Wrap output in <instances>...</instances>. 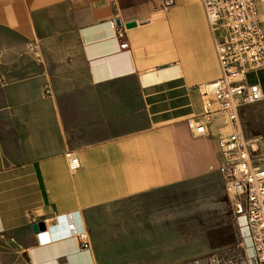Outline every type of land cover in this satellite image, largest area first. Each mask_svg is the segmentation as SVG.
Segmentation results:
<instances>
[{
  "label": "crops",
  "instance_id": "1",
  "mask_svg": "<svg viewBox=\"0 0 264 264\" xmlns=\"http://www.w3.org/2000/svg\"><path fill=\"white\" fill-rule=\"evenodd\" d=\"M258 10L264 27V0ZM220 75L201 0L162 14L150 0H0V264H107L94 209L217 166L230 126L212 115L197 135L190 123L205 111L200 87ZM248 81L264 93V68ZM145 229L139 250L155 251Z\"/></svg>",
  "mask_w": 264,
  "mask_h": 264
},
{
  "label": "rangeland",
  "instance_id": "2",
  "mask_svg": "<svg viewBox=\"0 0 264 264\" xmlns=\"http://www.w3.org/2000/svg\"><path fill=\"white\" fill-rule=\"evenodd\" d=\"M240 119L248 136L262 140L264 151V98L245 106ZM91 215V236L107 264H212V256L220 264H254L250 240L214 169L201 177L98 207ZM145 228L156 233L155 239L151 236L155 251L139 250L137 243Z\"/></svg>",
  "mask_w": 264,
  "mask_h": 264
},
{
  "label": "built area",
  "instance_id": "3",
  "mask_svg": "<svg viewBox=\"0 0 264 264\" xmlns=\"http://www.w3.org/2000/svg\"><path fill=\"white\" fill-rule=\"evenodd\" d=\"M157 13H164L175 0H150ZM210 27L221 75L200 87L206 106L202 117L190 123L195 134L209 133L212 115H219L230 132L218 138L220 152L216 167L240 227L247 234L254 264H264V151L259 137L248 136L240 114L248 105L264 98L258 83H249L248 75L264 68V27L259 19L258 0H201ZM121 48L127 49L125 28L117 25ZM70 167H79L72 155ZM37 233L39 243L48 242ZM78 237L83 248L91 244L86 231ZM212 264H220L216 256Z\"/></svg>",
  "mask_w": 264,
  "mask_h": 264
},
{
  "label": "water",
  "instance_id": "4",
  "mask_svg": "<svg viewBox=\"0 0 264 264\" xmlns=\"http://www.w3.org/2000/svg\"><path fill=\"white\" fill-rule=\"evenodd\" d=\"M135 25H136V22H129L126 24V27L130 28V27H133ZM32 227H33V230L35 233H39L41 231L46 230V223L44 221H39L37 223H34Z\"/></svg>",
  "mask_w": 264,
  "mask_h": 264
}]
</instances>
